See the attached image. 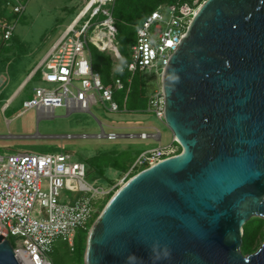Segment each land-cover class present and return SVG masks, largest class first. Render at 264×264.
Wrapping results in <instances>:
<instances>
[{"label":"water","instance_id":"95a60500","mask_svg":"<svg viewBox=\"0 0 264 264\" xmlns=\"http://www.w3.org/2000/svg\"><path fill=\"white\" fill-rule=\"evenodd\" d=\"M180 147L123 182L89 227L83 264H264V0H204L160 72ZM161 256L153 260L152 245ZM0 264H19L0 235Z\"/></svg>","mask_w":264,"mask_h":264},{"label":"built area","instance_id":"2783aa9c","mask_svg":"<svg viewBox=\"0 0 264 264\" xmlns=\"http://www.w3.org/2000/svg\"><path fill=\"white\" fill-rule=\"evenodd\" d=\"M7 1H14V13L24 11V4L18 0ZM113 3L114 0H82L72 23L27 74L29 80L39 69L42 82L57 86L33 87L32 98L23 101L24 111L34 109L47 117L53 116L54 110L59 107H64L67 112L89 111L90 106L97 103L93 92L98 94L108 111L118 110L113 100V89H123L124 82L114 76L112 83L104 84L99 74L93 71L86 52V36L91 30L92 43L100 49L101 44L107 41L109 45L104 49L110 51L112 63H119L117 58L121 55L114 43L117 30L111 10L103 7L111 5L112 9ZM198 6V0L191 3H180L178 0L158 3L135 27L130 61L124 71L133 72L144 67L162 69ZM162 12L168 19H164ZM98 14L103 16L102 20L96 18ZM13 30L14 24L0 19V44L9 40ZM76 79L80 80L79 86L74 85ZM163 101L159 87L150 96L147 109L159 120L163 117ZM103 134L107 139L121 136L116 132ZM126 135L130 138L160 139L156 129L152 133L141 131ZM174 152L173 142L167 146L159 145L141 153L133 166L152 165L174 155ZM85 174V164L72 160L69 154L63 152L0 154V235L9 240L15 238L16 245L12 244V247L19 264H54L48 254L58 238L73 252L76 230H85L94 202L106 193L103 187L85 182ZM63 190L70 192L71 196H63Z\"/></svg>","mask_w":264,"mask_h":264},{"label":"rangeland","instance_id":"374dc122","mask_svg":"<svg viewBox=\"0 0 264 264\" xmlns=\"http://www.w3.org/2000/svg\"><path fill=\"white\" fill-rule=\"evenodd\" d=\"M18 1L25 6L21 14L12 11L14 1L0 0V18L7 23L14 24L12 37L0 44V107L6 98L13 96L8 106L14 114L24 110L22 101L32 98L33 87L39 85L53 88L57 86L41 82L35 77L29 79L16 94L14 93L26 77V73L38 64L51 45L66 31L82 6V0ZM103 7L111 10V5ZM111 13L117 30L114 43L121 57L129 62L130 47L135 41L133 27L139 25L140 20L137 19L131 25L124 17L125 11L122 10L119 3L114 6ZM163 17L168 19L166 14H163ZM96 18L102 20L103 16L98 14ZM164 26L165 24L162 23V27ZM92 35L93 32L89 30L86 36L89 48L86 47V52L94 58L95 70L100 76L107 78V83H112L113 77L118 75L113 69L118 62H113L112 67H108L107 60H112L111 53L108 50L94 51L91 46L93 45ZM160 72L161 68L156 69L155 67H144L134 72L125 71L122 79L124 88L113 89V100L118 105V110L115 112L108 111L106 106L100 102L96 92L93 93L97 103L91 105L89 111L74 110L67 113L64 107H59L54 110L53 117L38 119L34 109H27L10 123L9 128L6 127L5 118L9 119L11 111H6L3 114L0 110V135L39 134L38 137L1 138L0 154L7 155L9 150L14 153H67L72 160L82 161L85 164V182L94 187H103L107 194L114 186L122 184L124 176L123 174L117 177L114 170L106 169L107 176L117 177L114 184L111 185L101 177L100 167L103 166L104 157L108 153L127 149L133 152L135 157H138L148 149L159 145L167 146L171 142H175L164 122L147 110L150 96L160 87ZM79 84V79L74 80L75 86H79ZM142 99L146 100L145 106ZM133 103L136 105L142 103L139 105L140 109L131 110ZM154 129L159 131L160 139L130 138L126 135L141 131L152 133ZM102 132L105 134L116 132L121 136L107 139ZM81 134L85 136L81 137ZM97 134L100 135L97 136ZM66 135H70V137H66ZM105 194L94 202V208ZM62 195L71 196V193L63 190ZM243 231L241 251L247 252L252 244L250 252L255 251L263 240L264 220L256 216L251 217L243 225ZM79 236L82 240V229L76 230L75 238L78 239ZM10 241L14 246L16 245L15 238H11ZM48 257L55 264H83V261L76 263L73 254L69 252L66 244L60 238L55 240Z\"/></svg>","mask_w":264,"mask_h":264},{"label":"trees","instance_id":"16d2710c","mask_svg":"<svg viewBox=\"0 0 264 264\" xmlns=\"http://www.w3.org/2000/svg\"><path fill=\"white\" fill-rule=\"evenodd\" d=\"M140 1L141 2H139L138 0H114L112 9L114 8V6L117 3H119L120 6H121V8H122V10L125 11L124 17L132 25L133 22H135L137 19H139L140 22L143 21V20H145L146 17L150 14V12L155 8V6L158 3H160V2H173V1H177V0H140ZM178 1L180 3H191L193 0H178ZM203 1L204 0H198V3L201 4ZM111 15H112V13H111ZM135 27L136 26L133 27L134 28L133 29V34L134 35H135ZM91 46H92V49L94 51H97V52H100L101 51L94 44L91 45ZM86 47H88V46H86ZM89 59H90V63H91V67H92L93 71L97 72L95 70V64H94L95 60H94V58L92 57L91 54H89ZM107 62H108V67L111 68L112 65H113L111 59H108ZM124 73H125V71L123 72V74ZM123 74H118V75L116 74L115 76L120 77V79L122 80L124 78V75ZM35 77L37 79L40 78V71H39V69L35 72L34 78ZM100 77H101V80L103 81L104 84H108L107 83V78H104V76L102 77V75ZM142 103L145 106L146 100L143 101V99H142ZM142 103H140V104H142ZM140 104L138 103L136 105V103H133L132 104V107L133 108L131 110H138V109H140V106H139ZM144 108H146V107H144ZM173 144L175 146V152H174V154L179 153L180 152V147L175 142ZM105 158H107V159H105ZM137 158L138 157H135V155L133 154V152H131V151L127 150V149L116 150V151H112V152L108 153L104 157V164H103V166L100 167L101 177L103 179H105V181H107V183L109 185H111V184H114V182L116 181V178L118 176L124 174L123 179H122V183L125 182L132 175H134L135 173H137L140 170H142V169H144V168H146V167L149 166L146 163L141 164V165H135V166H133V164H134V162L136 161ZM106 169L114 170L116 172V174H117V177L116 178H111L110 176H107L106 175ZM119 186L120 185L114 186L111 190L108 191L107 194H105L104 198L97 204V206L95 208L93 206L94 210H93V212L91 214L90 219L86 223V228H85V230H82L83 231V239L81 240V237L80 236L78 237V239H76L74 237V249H73V252H71V251H69V252H71L73 254V259H75L76 263H82V259L81 258H82V255H83V251H84V247H85L86 235H87V231H88L89 227L91 226V224L93 223V221L96 219V217L98 216V214L100 213V211L102 210V208L104 207V205L106 204V202L108 201V199L111 197V195L115 192V190ZM261 220H263V219H261ZM262 223H263V221H262ZM243 236H244V231H243ZM252 247H253V244L251 245L250 249H248V251L247 252H244V253L250 252V250H251Z\"/></svg>","mask_w":264,"mask_h":264},{"label":"crops","instance_id":"0c3cea01","mask_svg":"<svg viewBox=\"0 0 264 264\" xmlns=\"http://www.w3.org/2000/svg\"><path fill=\"white\" fill-rule=\"evenodd\" d=\"M13 35V34H12ZM12 37V36H11ZM10 37V38H11ZM9 38V39H10ZM92 44H94V43H92ZM95 45V44H94ZM96 46V45H95ZM97 47V46H96ZM98 48V47H97ZM99 49V48H98ZM99 50H101V49H99ZM102 51V50H101ZM112 61V60H111ZM113 64V63H112ZM35 68V67H34ZM33 68V69H34ZM33 69H31V70H33ZM31 70H29L28 72H30ZM28 72L26 73V77L22 80V82L18 85V87L16 88V90L14 91V93L16 94L21 88H22V86L28 81L27 79H28V77H27V74H28ZM98 73V72H97ZM99 74V73H98ZM99 76H100V74H99ZM34 78V77H33ZM101 78V77H100ZM37 79V78H36ZM27 80V81H26ZM38 80H40L41 81V79L39 78ZM42 82V81H41ZM103 82V81H102ZM14 94V95H15ZM13 99V96L12 97H8V98H6L5 99V102L1 105V107H0V110H1V112L4 114L6 111H11V114H10V116H9V119H7V118H5V123H6V127L7 128H9L10 127V123H12L13 122V120L17 117V116H19L21 113H23L24 112V110L23 111H20V112H18V113H13V111L11 110V108L9 109V106H8V104L10 103V101ZM23 101H25V100H23ZM23 101H22V103H23ZM66 110V109H65ZM35 111V115H36V118H51V117H53V116H51V117H47V116H44L42 113H40V112H38V111H36V110H34ZM81 111V110H80ZM67 112V111H66ZM67 113H69V112H67ZM39 136V134H37V133H34V134H32V135H12V134H7V135H0V139L1 138H4V139H8V138H11V139H14V138H20V137H22V138H25V137H38ZM9 153H7V154H13L14 153V151H12V150H9L8 151ZM19 153V152H18Z\"/></svg>","mask_w":264,"mask_h":264},{"label":"clouds","instance_id":"9594fccd","mask_svg":"<svg viewBox=\"0 0 264 264\" xmlns=\"http://www.w3.org/2000/svg\"><path fill=\"white\" fill-rule=\"evenodd\" d=\"M119 63L114 65V71L118 74H123L125 67H127V61L123 57L117 58ZM158 247L157 244L152 245V251L154 253L153 260H159L162 257H168L170 255L169 251H166L163 256H161L158 252H156V248ZM138 258L135 254H129L127 257L128 264H136Z\"/></svg>","mask_w":264,"mask_h":264},{"label":"bare ground","instance_id":"6f19581e","mask_svg":"<svg viewBox=\"0 0 264 264\" xmlns=\"http://www.w3.org/2000/svg\"><path fill=\"white\" fill-rule=\"evenodd\" d=\"M74 17H75V16H74ZM74 17H73V18H74ZM108 45H109V43L106 41L104 45L101 44L102 47H101L100 49H101V50H106V49H104V48H106Z\"/></svg>","mask_w":264,"mask_h":264}]
</instances>
